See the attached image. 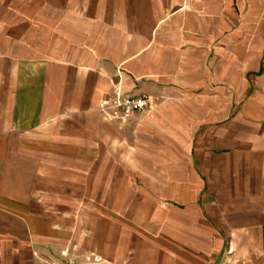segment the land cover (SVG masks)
<instances>
[{"label":"crops","instance_id":"crops-1","mask_svg":"<svg viewBox=\"0 0 264 264\" xmlns=\"http://www.w3.org/2000/svg\"><path fill=\"white\" fill-rule=\"evenodd\" d=\"M65 249L264 264V0H0V264Z\"/></svg>","mask_w":264,"mask_h":264},{"label":"built area","instance_id":"built-area-1","mask_svg":"<svg viewBox=\"0 0 264 264\" xmlns=\"http://www.w3.org/2000/svg\"><path fill=\"white\" fill-rule=\"evenodd\" d=\"M153 104L152 98L146 94L129 95L124 93L120 79L113 83V92L106 95L99 107L98 112L103 120L128 125L134 114L149 109ZM68 250L62 251L63 260L51 261L48 264H79L67 258Z\"/></svg>","mask_w":264,"mask_h":264}]
</instances>
